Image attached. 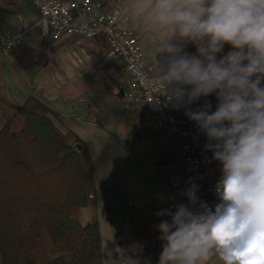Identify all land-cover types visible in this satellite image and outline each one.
Returning a JSON list of instances; mask_svg holds the SVG:
<instances>
[{
    "label": "clouds",
    "instance_id": "1",
    "mask_svg": "<svg viewBox=\"0 0 264 264\" xmlns=\"http://www.w3.org/2000/svg\"><path fill=\"white\" fill-rule=\"evenodd\" d=\"M135 10L161 43L155 82L221 173L214 208L190 178L187 203L156 213L170 217L157 226L158 264H264V0H136ZM132 251L130 264H151L142 245Z\"/></svg>",
    "mask_w": 264,
    "mask_h": 264
},
{
    "label": "crops",
    "instance_id": "2",
    "mask_svg": "<svg viewBox=\"0 0 264 264\" xmlns=\"http://www.w3.org/2000/svg\"><path fill=\"white\" fill-rule=\"evenodd\" d=\"M120 1L130 6L132 26L139 45L145 51L147 63L157 67V57L161 55L160 41L145 30L142 18L136 14V0ZM27 2L0 0V33H24L17 48L0 54V130L13 117L17 106L30 96L37 97L58 116L54 120L64 133L72 131L87 143L94 164L92 176L95 182L98 165L109 168L106 171L108 177L116 169V164L112 166V148H120L118 135L126 136L124 138L137 135L139 139L143 138L147 142L149 153L155 150L159 153V158L152 160L153 163H161L163 173L159 176L163 180L160 184L171 195L169 204L187 203L183 196V165L178 146L180 159L177 161L174 158L169 159L172 156L168 152L170 145L166 142L155 145V150H152V145L156 142L155 138L150 137L152 128L145 110L140 106L125 104L121 100V93L129 82L124 61L109 58L103 40L70 36L53 39L46 33V47L41 55L36 48L27 44L35 37L25 38L27 32L34 28L31 19L40 17L36 10L35 14L27 16ZM192 50L195 51L194 48ZM229 50L230 46L226 45L224 51ZM212 105L214 111L216 101ZM120 144L123 147L124 143ZM171 165L174 167L173 174L164 173ZM93 198L95 203L80 211L91 208L89 214H97L101 210L102 201L97 184ZM145 216V211L138 208L135 213H131V219L128 217L121 224H115L117 234L107 235L105 242L99 220L93 221L95 218H92L89 221L91 217L85 216L89 220L84 225L90 222H97L99 225L104 264H130L129 257L135 258L132 246L137 244L143 246L141 259L150 257L151 264H158L163 242L158 239L160 233L157 226L165 217L152 225ZM79 220L81 222L80 218ZM209 264L220 262L214 257Z\"/></svg>",
    "mask_w": 264,
    "mask_h": 264
},
{
    "label": "trees",
    "instance_id": "3",
    "mask_svg": "<svg viewBox=\"0 0 264 264\" xmlns=\"http://www.w3.org/2000/svg\"><path fill=\"white\" fill-rule=\"evenodd\" d=\"M35 96L0 130V264H104L87 143Z\"/></svg>",
    "mask_w": 264,
    "mask_h": 264
},
{
    "label": "built area",
    "instance_id": "4",
    "mask_svg": "<svg viewBox=\"0 0 264 264\" xmlns=\"http://www.w3.org/2000/svg\"><path fill=\"white\" fill-rule=\"evenodd\" d=\"M41 17L45 33L53 39L65 36L86 40H103L107 56L122 60L129 75L128 86L121 100L142 107L151 128L163 134L182 155L184 187L190 178L199 184L200 199L214 208L219 203L215 194L220 179V165L204 151L206 138L185 115L168 103L161 85L155 82V70L146 61L145 51L138 43L132 26L130 6L120 0H28ZM23 32L0 33V54L17 48ZM211 102L214 96L208 97ZM199 101L193 106V110ZM202 178V179H201ZM92 198V196H91ZM176 203L168 209L175 210ZM170 222V217H165Z\"/></svg>",
    "mask_w": 264,
    "mask_h": 264
},
{
    "label": "rangeland",
    "instance_id": "5",
    "mask_svg": "<svg viewBox=\"0 0 264 264\" xmlns=\"http://www.w3.org/2000/svg\"><path fill=\"white\" fill-rule=\"evenodd\" d=\"M28 1V0H27ZM26 5L27 16L35 14L36 11L28 1ZM34 28L27 32V37L34 36L35 39L27 42L31 47L36 48L42 55L44 48L46 47L47 35L45 34L44 27L42 25L39 16L31 19ZM193 47L189 46V52H195ZM37 58V55H36ZM150 137L155 138V144L152 145V150L157 144L166 142L170 145V152L174 161L179 160V153L177 152V146H174L170 140H167L163 134L152 129ZM156 136V137H155ZM126 137V136H124ZM118 135V144L120 146L116 149L112 148V166L116 164L114 173H111L110 177L106 176L107 166L98 165L96 174V184L98 187L99 195L101 196L102 207L97 214H89L91 208L81 210L79 218L81 222L85 224L89 218H95L93 221H98L102 225L103 239L106 241L107 235L113 233L117 234L116 223L123 219H131V213H135L138 208L145 211L147 216L146 220L154 225L161 220V217L156 213L164 208H168L171 195L168 191H164L161 187V174L163 169L160 167L161 163H153L152 158H159V153L155 150L151 153L148 152L147 142L142 138L139 139L137 135L128 136L127 138ZM120 143H124L123 147ZM156 157V158H155ZM173 165L169 167L165 172H171L173 174ZM160 175V176H159ZM93 198V196H92ZM91 223V222H90ZM125 225V224H123Z\"/></svg>",
    "mask_w": 264,
    "mask_h": 264
}]
</instances>
